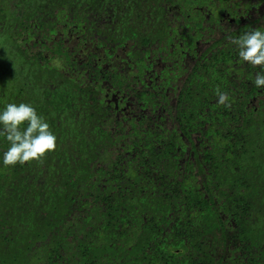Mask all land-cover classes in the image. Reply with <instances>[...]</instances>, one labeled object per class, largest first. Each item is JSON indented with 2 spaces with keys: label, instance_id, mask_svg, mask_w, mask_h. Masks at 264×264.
Instances as JSON below:
<instances>
[{
  "label": "trees",
  "instance_id": "obj_1",
  "mask_svg": "<svg viewBox=\"0 0 264 264\" xmlns=\"http://www.w3.org/2000/svg\"><path fill=\"white\" fill-rule=\"evenodd\" d=\"M216 1L0 0V107L56 135L0 165V264H264V87L232 43L264 14Z\"/></svg>",
  "mask_w": 264,
  "mask_h": 264
},
{
  "label": "clouds",
  "instance_id": "obj_2",
  "mask_svg": "<svg viewBox=\"0 0 264 264\" xmlns=\"http://www.w3.org/2000/svg\"><path fill=\"white\" fill-rule=\"evenodd\" d=\"M232 43L236 47L238 63H247L259 70L255 72L257 89L264 87V30L259 28L244 32ZM217 103L229 107V95L215 90ZM0 136L7 143L0 152V165L16 166L41 160L56 147V135L46 119L30 103H6L0 107Z\"/></svg>",
  "mask_w": 264,
  "mask_h": 264
},
{
  "label": "rangeland",
  "instance_id": "obj_3",
  "mask_svg": "<svg viewBox=\"0 0 264 264\" xmlns=\"http://www.w3.org/2000/svg\"><path fill=\"white\" fill-rule=\"evenodd\" d=\"M250 2H252L253 4H254V6H256V7H254L253 6V4H251V5H247V7H246V9L247 10H249L250 11V13L248 12L247 14H249V16L250 17H254L255 15H258V14H262V13H259L260 12V9H262L263 7H264V1H262V2H259V4H257L256 2L258 1V0H249ZM221 1H216V0H214V2L210 5L211 6V8H212V10H214V9H216V7L220 4L221 5V3H220ZM198 7V5L197 4H195V8H197ZM244 7V6H243ZM204 10V9H203ZM226 17H228V16H226L225 15V17H224V19L223 20H225V18ZM223 27L225 28V29H227V28H230V26L227 24V23H223ZM71 41H72V43L74 42H76V38H75V36H73L72 38H71ZM178 42V41H177ZM179 42H181L180 40H179ZM129 45H130V43H128L127 44V47L125 48V51L124 52H121V51H119L118 52V58H120V59H118V60H123V61H125V62H127L126 61V59H128V56H127V52H129L130 51V48H129ZM206 44H203V46H201V50L203 49V47L205 46ZM89 48V47H88ZM201 50H200V52H201ZM122 58V59H121ZM125 59V60H124ZM153 61H154V71L156 72V73H159V72H161L162 71V69L166 66V67H171L172 66V64H170L168 61H165V60H163V58H161V55H159V54H157L155 57H154V59H153ZM61 63V61H57V64H60ZM136 62H134V61H132L131 63H130V67H127L130 71H131V73L132 74H134V75H136V69H137V65L135 64ZM56 64V63H55ZM185 64V63H184ZM151 70H153V69H151ZM170 89H171V91L174 93V90L170 87ZM180 90H176L175 92H179ZM138 111H137V109L136 108H134L133 106H132V108H131V110L130 111H125V113H124V115H127V116H135L136 117V113H137Z\"/></svg>",
  "mask_w": 264,
  "mask_h": 264
},
{
  "label": "flooded vegetation",
  "instance_id": "obj_4",
  "mask_svg": "<svg viewBox=\"0 0 264 264\" xmlns=\"http://www.w3.org/2000/svg\"><path fill=\"white\" fill-rule=\"evenodd\" d=\"M251 4H253L252 2H249V5H251ZM255 4V3H254ZM254 4H253V6H254ZM254 7H256V6H254ZM247 11V13L249 12L250 13V11L249 10H246ZM259 13H262V14H264V7L262 8V9H260V12Z\"/></svg>",
  "mask_w": 264,
  "mask_h": 264
}]
</instances>
